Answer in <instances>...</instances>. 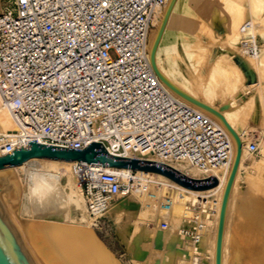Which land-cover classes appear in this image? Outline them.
I'll return each mask as SVG.
<instances>
[{"label": "built area", "instance_id": "obj_1", "mask_svg": "<svg viewBox=\"0 0 264 264\" xmlns=\"http://www.w3.org/2000/svg\"><path fill=\"white\" fill-rule=\"evenodd\" d=\"M167 1L3 0L0 99L15 134L27 144L75 149L100 142L118 157H126L125 144H136L139 152L185 160L206 172L225 162L230 147L224 132L173 98L151 68L149 36ZM129 170L76 162L93 218L133 191L137 171ZM199 201L182 228L196 244L205 219Z\"/></svg>", "mask_w": 264, "mask_h": 264}, {"label": "bare ground", "instance_id": "obj_2", "mask_svg": "<svg viewBox=\"0 0 264 264\" xmlns=\"http://www.w3.org/2000/svg\"><path fill=\"white\" fill-rule=\"evenodd\" d=\"M169 3L170 0L167 1L166 6L159 13V15H156L154 19L153 28L155 29L153 32H150L149 36V55L153 41L162 23ZM186 3L187 0H175L168 16L161 40L156 49L155 63L158 70L178 88L195 99L219 111L241 140L242 151L240 155V163L228 200L222 243V264H229V255L227 250L230 244V211L237 193L239 170L243 161L247 157L249 143L244 138L245 131L237 121L233 110L225 112L222 111L218 106L214 105L206 95L203 96V94L198 93L190 84H184L181 78L172 74L170 69H168L165 63H163V59L161 58L163 51L162 43L174 16L180 9L185 11L187 8ZM248 27H251V23L243 26L241 31H245ZM243 47H245L244 44ZM247 52H249V49L243 48V53ZM252 57H257V53H253ZM161 84L173 98L205 115L224 132L230 147L228 159L219 167L206 172L199 168L192 167L189 162L185 160H173L158 157L152 152H139V148L136 144L132 146L125 144L124 155L128 158H140L143 160L163 163L193 179H204L213 175L218 180V183L214 187L207 190H192L175 183L164 175L153 172L137 171V182L135 184L137 188H134L131 194L135 195L138 203L129 204L130 201L126 202V199H122L119 201L120 203L118 202L119 204L116 203L117 205H113L112 208L114 209L110 206L112 210L110 211L109 208L108 211L110 213L112 211L114 213H119L130 209L135 210L136 208L141 209L142 216L143 214L148 216L153 213H157L156 217H154L155 224L162 219V213L169 211L168 213L171 216V221L175 222L176 220H179L180 222L181 218L184 216L193 217L195 204L199 201L196 199L197 197L201 199V201H199L201 204L200 208L203 210L205 218L199 243H194L192 239L186 238L183 234V238L181 237L182 239H180L178 234H176L173 230L153 235L152 242L163 246L165 249L164 253L159 256V261H161L160 264H214L219 212L224 188L235 157V141L218 118L178 96L162 82ZM233 104L236 105L235 103H231L230 105L233 106ZM15 132L16 126L14 125L9 112L3 107L2 100L0 99V156L13 151L18 147V145L20 147L21 145L22 147L28 145L23 142V140L19 138ZM113 148L116 149V145H114ZM110 151L113 150L110 149ZM106 169L112 170L110 167H106ZM21 171H25L26 173L24 178L20 176ZM121 171L122 173H125L130 170L121 169ZM14 173H16L18 177L13 174L10 178L6 180L4 179L5 181L3 180L6 183L7 189L6 193L3 195L5 196L6 202L19 205L20 211L18 214L14 216V212L11 211L13 213L12 220L16 224L26 245L39 264H119L113 255L97 239L90 227V219L88 218L82 200V190L79 185L75 161L67 162L61 160L33 158L26 161L21 166L14 168ZM20 183L23 186V193L19 196ZM153 185H161L162 188L159 189L161 191V197L168 196L169 199L167 203L165 202L160 205V208H157L156 205L157 197L160 195L158 196V193L154 191L155 188ZM167 187H172L174 190H170ZM74 212L77 213V215H74ZM132 213L136 215L135 211ZM137 215L139 217V214ZM22 218L28 219L22 220ZM134 222H136V220ZM148 222L151 221L148 220ZM147 224L150 225V223ZM134 226H136L135 223ZM146 231H144L143 234L145 237H148L152 231ZM138 249L140 248L138 247ZM137 254L141 259H144L146 256V252L142 249L139 251L137 250ZM159 261H156V264H159ZM263 263L264 261L262 260V257L257 254H252L251 260L247 257L243 262V264Z\"/></svg>", "mask_w": 264, "mask_h": 264}, {"label": "rangeland", "instance_id": "obj_3", "mask_svg": "<svg viewBox=\"0 0 264 264\" xmlns=\"http://www.w3.org/2000/svg\"><path fill=\"white\" fill-rule=\"evenodd\" d=\"M217 1L223 9L236 6L235 3L237 2V9L242 11L241 26L251 23V27L245 31H241V28L240 31H235L231 37L228 36L225 59L217 64L210 63L207 58L208 53L201 50L198 58L200 60L196 63H186L184 61L187 59L190 61L194 59L193 56L189 58L186 48L184 49L186 52L184 58L174 50L165 52L164 58H161L170 72L179 76L184 84H190L198 93L203 94V96L206 95L222 111L233 110L237 121L245 131L244 138L249 144L256 145L254 153L248 150L247 157L239 170L237 193L229 220L230 244L227 250L229 264H243L245 258L248 257L251 260L252 254L260 255L264 261V0ZM191 2L194 4L191 8H195L199 13L203 14L208 8L204 4V0H189V4ZM3 7L4 2L0 0V10ZM238 19L240 20V18ZM239 26L240 23L237 21V28ZM242 43L244 45L246 43L251 44L243 47ZM243 48H248L249 52L243 53ZM253 53H257V57H252ZM206 76H209L210 79H206ZM231 103L236 105L231 106ZM14 174L18 177L16 173ZM20 176L24 178L26 176L25 171H21ZM153 186L158 189H154V191L159 196L161 192L159 189L162 186ZM167 188L174 190L172 187ZM22 193L23 186L20 183L19 196ZM131 193L116 198L111 203V208L122 199H126V202L130 201L129 204H137L135 195ZM162 197L161 195L157 197V208L169 200L168 196ZM196 199L198 198L196 197ZM0 200L11 218L13 216L11 211L14 212V216L19 213V205L6 202L3 194H0ZM82 200L95 236L119 264H156L165 249L159 244H154L152 236L173 230L182 239L183 235L180 230L183 226L188 225L192 218V216H184L180 222L179 220L173 222L169 211H165L161 214L162 219L155 224L154 217L157 213L148 216L143 214L145 216L143 217L141 209L136 208L125 212L114 213L112 211L110 213L108 211L110 207L100 217L93 218L87 210L83 197ZM111 208L110 211L114 209ZM134 211L136 215L132 213ZM74 215L77 213L74 212ZM25 219L28 218H22V220ZM135 220L137 223L134 222ZM146 230L152 231L148 237L143 234ZM138 247L146 252L144 259H141L137 254V250H140ZM156 253L160 255L157 256ZM160 262L158 263L160 264Z\"/></svg>", "mask_w": 264, "mask_h": 264}, {"label": "water", "instance_id": "obj_4", "mask_svg": "<svg viewBox=\"0 0 264 264\" xmlns=\"http://www.w3.org/2000/svg\"><path fill=\"white\" fill-rule=\"evenodd\" d=\"M175 0H170L162 23L157 31L156 37L153 41L149 61L151 68L159 81L169 87L175 94L182 97L186 101L196 105L218 118L224 127L229 131L233 137L236 145V152L234 161L224 188L222 203L219 212L218 228L215 244L214 264H222V243L224 237V229L226 222V213L228 207V200L232 190V186L238 171L240 163V155L242 151V143L237 133L226 122L223 115L210 107L209 105L195 99L186 92L178 88L170 80H168L157 68L155 63V53L157 46L161 40L164 32L168 16L172 9ZM15 147V146H14ZM39 158L50 160H61L67 162H86L101 164L103 167L117 168V169H131L133 171H146L164 175L174 181L192 190H207L214 187L218 180L215 176H209L204 179H193L183 175L175 169L155 161L118 157L108 154L105 147L100 142H91L84 149H75L55 145L40 144L35 140L28 141L26 147L15 148L13 151L0 156V194L6 193V179L14 174V168L21 166L26 161ZM5 179V180H4ZM4 180V181H3ZM0 264H39L34 255L26 245L23 236L21 235L16 224L6 211L0 200Z\"/></svg>", "mask_w": 264, "mask_h": 264}, {"label": "crops", "instance_id": "obj_5", "mask_svg": "<svg viewBox=\"0 0 264 264\" xmlns=\"http://www.w3.org/2000/svg\"><path fill=\"white\" fill-rule=\"evenodd\" d=\"M204 1L208 8L203 14L197 12L195 8H191L194 4L192 2L189 4V0H187L185 11L181 9L177 11L162 43V58H164L165 51L171 50L176 51L178 55L184 58L186 57L184 50L186 48L189 58L191 56L194 58L192 61L187 59L184 61L186 63H196L200 60L198 58L201 50L208 53L207 58L210 63L217 64L225 59L228 36L231 37L235 31H240L242 28V11L237 9V2L235 3L236 6L223 9L217 0ZM232 3L234 5V2ZM237 21L240 23L238 28ZM206 79H210V77L206 76Z\"/></svg>", "mask_w": 264, "mask_h": 264}]
</instances>
